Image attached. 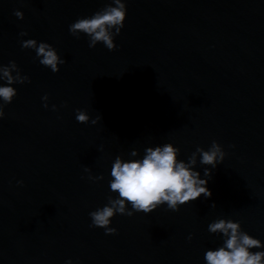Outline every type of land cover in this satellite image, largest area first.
<instances>
[{
	"label": "water",
	"instance_id": "95a60500",
	"mask_svg": "<svg viewBox=\"0 0 264 264\" xmlns=\"http://www.w3.org/2000/svg\"><path fill=\"white\" fill-rule=\"evenodd\" d=\"M109 2L0 0V64L30 78L0 119V264H204L219 216L264 241V0H126L112 51L68 32ZM29 38L56 48L58 72L21 48ZM78 108L102 119L78 123ZM212 140L227 155L209 198L115 215L113 235L89 227L115 155L172 142L186 158ZM85 166L105 178L90 182Z\"/></svg>",
	"mask_w": 264,
	"mask_h": 264
},
{
	"label": "clouds",
	"instance_id": "9594fccd",
	"mask_svg": "<svg viewBox=\"0 0 264 264\" xmlns=\"http://www.w3.org/2000/svg\"><path fill=\"white\" fill-rule=\"evenodd\" d=\"M13 15L23 19V12L16 9ZM127 16L126 0H110L90 15L78 16L68 25V32L79 39L84 36L88 47L93 48L102 43L109 51L117 47L115 37L124 27ZM20 37L27 36L20 31ZM22 49H30L40 65L52 73L58 72L59 66L66 63L56 48L34 38L20 40ZM30 83L28 75L21 74L17 63L9 60L0 64V119L5 117V105L10 104L17 95L14 85ZM42 106L48 108V94L41 97ZM56 111V105L51 106ZM101 115L91 118L84 109H75L78 123L96 125ZM235 147V145H229ZM227 153L223 146L212 140L207 149L197 145L186 158L181 157V150L172 142L148 145L141 153L133 148L127 157L115 155L108 171V195L106 202L89 211V227L101 228L105 235L117 232L111 226L115 215L131 217L134 213L149 214L158 207L165 206L171 211H178L186 203L203 196H211L208 181L217 165L221 164ZM200 166L198 169L197 166ZM87 179L97 183L105 177L103 174L93 176L89 167H84ZM21 185L23 181L17 180ZM215 207L213 203L211 205ZM209 234L218 238L215 247L203 253L204 264H264V241L243 230L241 222L231 217L219 216L207 224ZM191 234L187 239L191 240ZM64 264H80L79 260L65 259Z\"/></svg>",
	"mask_w": 264,
	"mask_h": 264
}]
</instances>
